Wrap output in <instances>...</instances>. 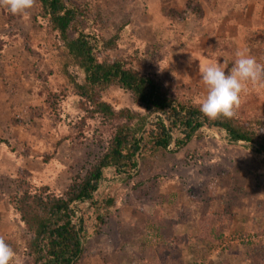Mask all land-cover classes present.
Segmentation results:
<instances>
[{"label": "rangeland", "instance_id": "1", "mask_svg": "<svg viewBox=\"0 0 264 264\" xmlns=\"http://www.w3.org/2000/svg\"><path fill=\"white\" fill-rule=\"evenodd\" d=\"M74 2L84 10L79 30L100 40L101 59L183 86L195 102L206 91L200 64L230 71L236 50L264 63V0ZM115 34L116 46L101 42ZM68 73L83 80L36 4L19 15L0 8V237L22 264H32L33 235L13 196L43 185L62 195L103 153L117 123L88 114L92 106L81 105ZM102 99L145 112L122 87ZM236 117L264 134V83L248 85ZM94 198L73 204L86 226L79 264H264V154L225 130L203 127L185 146L139 155L130 175L106 168Z\"/></svg>", "mask_w": 264, "mask_h": 264}, {"label": "trees", "instance_id": "2", "mask_svg": "<svg viewBox=\"0 0 264 264\" xmlns=\"http://www.w3.org/2000/svg\"><path fill=\"white\" fill-rule=\"evenodd\" d=\"M36 5L38 15L59 35L71 61L84 74L80 81L77 75L68 73L81 97V105L92 106L89 115L102 114L117 123L103 153L62 195L43 185V191L22 190L13 196V207L33 235L32 264H79L85 253L86 226L84 218L77 217L73 204L87 200L97 203L95 192L106 168L113 167L118 173L130 175L138 167L139 155L143 158L147 154L167 152L173 143L179 148L185 146L192 138L199 137L203 127L225 130L230 141L250 143L255 152L264 154V134L246 126L236 116L209 120L196 102L185 95L183 86L168 87L155 77L126 66L122 59H101L97 53L100 40L79 30L77 22L84 16V10L74 0H36ZM199 7L195 11L203 12L202 6ZM71 31L77 35L72 37ZM117 39L115 34L101 42L112 48ZM116 86L131 92L145 112L129 107L115 109L104 101L102 93ZM105 201L107 206L114 203L113 198Z\"/></svg>", "mask_w": 264, "mask_h": 264}, {"label": "clouds", "instance_id": "3", "mask_svg": "<svg viewBox=\"0 0 264 264\" xmlns=\"http://www.w3.org/2000/svg\"><path fill=\"white\" fill-rule=\"evenodd\" d=\"M35 4L36 0H0V8L12 15L23 14ZM160 70L163 71L161 67ZM199 73L206 91L196 104L209 120L234 118L248 85L264 83V63L242 50H236L230 71L209 62L199 65ZM0 264H22L16 250L4 237H0Z\"/></svg>", "mask_w": 264, "mask_h": 264}]
</instances>
